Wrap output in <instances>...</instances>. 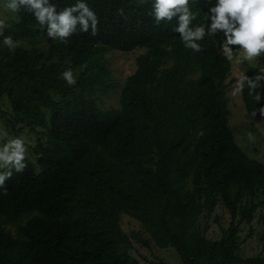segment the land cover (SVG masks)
<instances>
[{"label": "trees", "instance_id": "trees-1", "mask_svg": "<svg viewBox=\"0 0 264 264\" xmlns=\"http://www.w3.org/2000/svg\"><path fill=\"white\" fill-rule=\"evenodd\" d=\"M49 3L58 12L85 3L97 16L96 35L89 21L87 32L78 24L67 43L57 38L43 48L48 26L26 6L17 24L2 29L0 120L16 135L28 130L35 144L24 171L13 169L0 188V264H139L132 240L150 244L124 232V214L182 264H264L261 255L237 253L240 223L264 205V163L246 155L229 125L227 36L211 31L218 0H189V28L205 31L194 41L198 49L185 47L175 31L179 14L156 22L155 0ZM4 36L19 46L10 50ZM136 49L146 52L124 84L120 108H99L98 91L117 87L104 55ZM68 68L73 86L61 79ZM262 68L248 65L242 78L250 118L264 109V79H256ZM219 204L232 221L211 240L199 219Z\"/></svg>", "mask_w": 264, "mask_h": 264}, {"label": "rangeland", "instance_id": "rangeland-1", "mask_svg": "<svg viewBox=\"0 0 264 264\" xmlns=\"http://www.w3.org/2000/svg\"><path fill=\"white\" fill-rule=\"evenodd\" d=\"M6 0H0V20L5 22V27H11L19 22L17 13L12 12L4 7ZM46 33L38 44L39 46L47 47L52 41L57 38H50L47 35L48 28L41 29ZM145 49H136L131 52L109 51L104 55L106 67L109 70L112 82L117 87L110 89L107 93L98 91L96 94L97 105L103 110L120 108L119 99L120 93L129 76L135 73L136 59L139 55L144 54ZM232 75L229 82L232 81L227 90L229 98V125L235 135V140L239 147L250 158H254L264 163V115L259 114L254 118H250L246 112L245 105L241 96V81L243 74L248 65L263 66L264 57L262 55L253 59H245L242 49L232 51ZM6 131L7 137H0V147L7 142L8 139L14 137H22L25 140L27 155L29 146H34L35 137L28 130H23L19 135L14 134L7 127L3 120H0V133ZM248 133H251L249 139ZM260 198L254 200L258 204ZM240 214L235 218V222L239 223ZM264 205H259L250 222L244 221L240 223L238 234L239 249L238 255L242 258L256 257L261 255L264 257ZM232 218L229 211L219 204L215 211L207 217L202 215L199 223L207 238L211 240H220L224 232L229 228ZM121 225L127 235H139L141 239L149 242L150 247H144L135 239L133 242L132 256L138 260L139 264H182L181 259L173 248L161 249L149 233L138 223V221L126 214L122 216Z\"/></svg>", "mask_w": 264, "mask_h": 264}, {"label": "clouds", "instance_id": "clouds-1", "mask_svg": "<svg viewBox=\"0 0 264 264\" xmlns=\"http://www.w3.org/2000/svg\"><path fill=\"white\" fill-rule=\"evenodd\" d=\"M189 0H155L154 15L156 22L171 21L179 14V28L175 31L182 34V41L187 48L198 49L194 42L201 39L204 28L198 27L194 31L189 28L193 14L189 10ZM21 6H26L40 26L47 24V35L50 38H59L61 43H67L66 38L75 33L77 25L82 26V30L87 32L89 21H91L92 34L96 35L97 16L89 9L85 3H79L75 7H65L58 12L56 6L49 3V0H6L4 7L12 12H19ZM73 13H79L78 16ZM211 31L223 30L227 36L224 46V53L229 60L232 59V51L228 47L239 46L245 59H253L264 54V0H218V4L211 8ZM5 22L0 20V36H3L2 29ZM4 44L12 51L19 46V41L13 40L11 36H4ZM240 49V50H241ZM239 51V50H238ZM264 71V68L261 69ZM61 79L69 86L76 84V78L72 68H68L61 73ZM257 80L264 77H257ZM242 83V81H241ZM249 86L253 89L257 87L255 83L249 81ZM259 101L260 97L256 96ZM264 115V109H261ZM6 131L0 133V137H7ZM249 139L252 134L248 133ZM27 148L22 137H14L7 140L0 147V188L5 185V180L11 178L14 169L17 173H22L26 168ZM6 170V171H5ZM3 195H7V188H4Z\"/></svg>", "mask_w": 264, "mask_h": 264}]
</instances>
